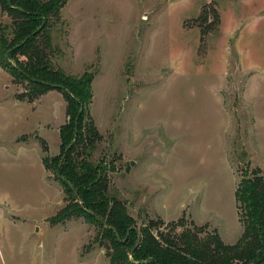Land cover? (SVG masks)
Listing matches in <instances>:
<instances>
[{"label": "rangeland", "instance_id": "374dc122", "mask_svg": "<svg viewBox=\"0 0 264 264\" xmlns=\"http://www.w3.org/2000/svg\"><path fill=\"white\" fill-rule=\"evenodd\" d=\"M52 39L56 68L94 76L91 161L134 227L235 244L237 185L264 176V0H68ZM24 89L0 68V264H109L97 223L51 222L67 197L42 158L59 154L65 102Z\"/></svg>", "mask_w": 264, "mask_h": 264}, {"label": "trees", "instance_id": "16d2710c", "mask_svg": "<svg viewBox=\"0 0 264 264\" xmlns=\"http://www.w3.org/2000/svg\"><path fill=\"white\" fill-rule=\"evenodd\" d=\"M67 1L0 0V9L10 21L0 26V68L24 84V93L16 99L33 102L57 91L65 102L59 154L42 158L44 169L54 172L67 197L62 214L51 222L82 218L97 223L109 264H264V176L258 170L244 176L235 190L243 232L233 245H225L215 231L201 238L202 228L189 230L181 227V221L168 224L163 228L166 232L151 221L138 229L125 205L108 194L107 165L91 161L100 141L89 112L94 76L73 77L53 63L57 49L52 43V19H58ZM42 148L45 152L46 146Z\"/></svg>", "mask_w": 264, "mask_h": 264}, {"label": "crops", "instance_id": "0c3cea01", "mask_svg": "<svg viewBox=\"0 0 264 264\" xmlns=\"http://www.w3.org/2000/svg\"><path fill=\"white\" fill-rule=\"evenodd\" d=\"M228 18V17H227ZM231 19L233 21V16H231ZM232 25V27L230 28V33L234 32L233 34L237 37L239 35L240 32V28H237V25L234 23V21L232 23H230ZM226 29V28H225Z\"/></svg>", "mask_w": 264, "mask_h": 264}, {"label": "water", "instance_id": "95a60500", "mask_svg": "<svg viewBox=\"0 0 264 264\" xmlns=\"http://www.w3.org/2000/svg\"><path fill=\"white\" fill-rule=\"evenodd\" d=\"M34 34H35V33H33L32 35H34ZM136 246H138V242H137V244L135 245V247H136ZM135 247H134V248H135ZM132 252H133V250L131 251L130 255L132 254Z\"/></svg>", "mask_w": 264, "mask_h": 264}]
</instances>
